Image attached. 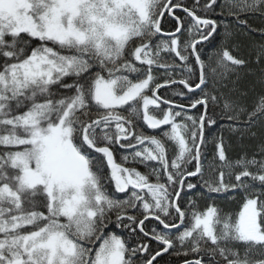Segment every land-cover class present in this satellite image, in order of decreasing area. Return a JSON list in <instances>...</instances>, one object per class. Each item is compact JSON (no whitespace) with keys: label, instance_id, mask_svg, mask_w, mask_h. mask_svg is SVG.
Wrapping results in <instances>:
<instances>
[{"label":"snow or ice","instance_id":"1","mask_svg":"<svg viewBox=\"0 0 264 264\" xmlns=\"http://www.w3.org/2000/svg\"><path fill=\"white\" fill-rule=\"evenodd\" d=\"M250 13L264 16V0H0V264H159L170 250L183 264H264V158L230 160L214 137L205 178L216 108L242 138L264 123V91L249 110L219 89L247 64L229 27L248 28ZM217 17L213 66L202 45ZM181 85L187 105L172 98L183 91L160 94ZM141 116L159 135L138 130ZM190 178L199 196L238 190L239 211H201Z\"/></svg>","mask_w":264,"mask_h":264},{"label":"trees","instance_id":"2","mask_svg":"<svg viewBox=\"0 0 264 264\" xmlns=\"http://www.w3.org/2000/svg\"><path fill=\"white\" fill-rule=\"evenodd\" d=\"M184 3L191 4V0H183ZM222 2V0H221ZM219 7L217 8V12H219ZM182 17L184 14L182 12L177 13ZM203 15V12L200 13ZM209 15H212L209 13ZM221 20V27L219 28V35L216 37L214 41L211 43H205L202 45L203 58L206 63L209 62V57H212V64L215 66V56L214 53L218 48L222 47L225 41L222 40V36L224 33V19L221 17H217ZM248 21V28L237 27L235 26V22L232 21L229 27V30L233 33L232 40L229 43V47L232 50L233 54L242 57L247 61V64L244 67L230 69L228 71L227 77L222 81L219 85V89L221 92L239 98L241 103H243L249 110L253 108V106L258 102L259 97L264 91L262 89V83H264V64H259L256 62V51L259 49L261 44H264V39H262L259 31H252L251 29H262L264 28V16H261L259 13H250L245 17ZM231 21V17L227 18ZM163 30L170 31L173 30L172 21L165 16L163 20ZM180 35V34H178ZM168 57H166L167 59ZM211 87V77L209 78V88ZM183 91L186 96L185 97H172L173 92H181ZM160 94L162 96L172 97L175 101L180 102L181 100L185 105L188 104V97H192L193 94L187 93L186 89H183V86H171L167 90H161ZM195 95H199L197 92ZM166 107V106H165ZM153 114L159 115V113L154 109H150ZM188 114L190 115H198L199 112L203 111V108L198 106L197 109H187ZM217 123L211 128H206V140L207 143L204 145V153H205V178H208L210 175V171L207 167L209 163L212 161V157L214 154V144L212 143L213 138H218L221 135L224 137L225 145L227 148V156L230 160L239 159L242 155L246 154L248 159H252L253 157L256 160H260L264 158V153L261 152V145L264 144V123L261 120H256L250 131L242 138L239 134H233L228 131V122L221 118L220 109H215ZM209 114H212V110L210 109ZM138 130L145 131L147 134H155L159 135L161 130H152L148 129L146 125L143 124L142 116L141 119L137 122ZM142 126V127H139ZM162 130H166V126H162ZM251 133H255L253 136ZM124 150L119 149L117 147L116 158L119 161L120 155ZM171 152V148L169 149ZM217 165H219V161H216ZM139 170L145 171L142 165L138 166ZM255 171V169H252ZM218 175V173H217ZM193 183L197 184V188L195 190L196 199L198 202L199 209L203 211L209 204H215L220 208L221 213H235L239 211V207L242 204V193L238 190H230L227 193H212L204 196H199L200 193H206V189L202 186V182L199 181L198 178H190ZM234 181V176H233ZM250 183V178H245ZM256 187L259 188L258 182H256ZM193 193H187L183 200L182 205L187 206V201L189 197H192ZM162 228L159 226L156 221L149 220L146 222V227L150 230L152 227ZM110 230L116 232L117 234H121L124 237H127V232L121 229H116L114 225L111 226ZM175 230H173L174 232ZM158 245L155 242H152V249L158 250ZM243 249L241 248L240 251ZM183 256H176L173 254V250H170L169 253L162 254L161 257H158L157 260L159 264H183Z\"/></svg>","mask_w":264,"mask_h":264},{"label":"rangeland","instance_id":"3","mask_svg":"<svg viewBox=\"0 0 264 264\" xmlns=\"http://www.w3.org/2000/svg\"><path fill=\"white\" fill-rule=\"evenodd\" d=\"M242 251H243V250H242ZM242 251H241V252H242Z\"/></svg>","mask_w":264,"mask_h":264}]
</instances>
